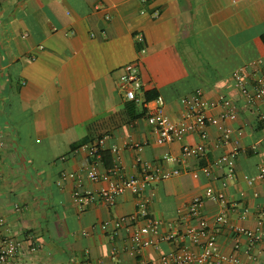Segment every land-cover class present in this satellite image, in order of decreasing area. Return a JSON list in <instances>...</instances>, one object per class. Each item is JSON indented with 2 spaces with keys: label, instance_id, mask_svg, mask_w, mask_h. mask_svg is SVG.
<instances>
[{
  "label": "crops",
  "instance_id": "0c3cea01",
  "mask_svg": "<svg viewBox=\"0 0 264 264\" xmlns=\"http://www.w3.org/2000/svg\"><path fill=\"white\" fill-rule=\"evenodd\" d=\"M137 34L145 40L143 55ZM262 57L264 0H0V239L21 243L6 264H161L182 249L199 253L219 215L228 220L214 233L219 255L264 264V220L258 218L264 178L248 183L264 170V103L248 102L233 87L234 72ZM130 63L139 65L143 93L160 95L174 122L184 115L181 99L193 95L211 105L208 118L218 119L224 101L236 114L206 124L204 139L193 132L159 145L145 118L125 120L118 78ZM116 114L123 115L121 122L94 131ZM225 128L231 131L228 144L222 142ZM102 132L99 181L92 182L85 173L93 158L82 147ZM129 140L142 149L124 147ZM234 142V178L226 179L225 168L206 177L201 167ZM184 145L204 157L167 160L178 159ZM143 166L180 172L145 191L153 194L148 212L161 225L155 244L135 253L124 230L111 236V229L100 228L133 214L135 196L126 192L111 205L80 208L72 200L74 180L66 177L77 175L80 192L96 193L110 181L139 176ZM208 189L221 192L225 204L204 200L199 216L191 218V201ZM202 224L207 227L198 243L159 240ZM235 229L260 231L263 240L250 246Z\"/></svg>",
  "mask_w": 264,
  "mask_h": 264
},
{
  "label": "built area",
  "instance_id": "2783aa9c",
  "mask_svg": "<svg viewBox=\"0 0 264 264\" xmlns=\"http://www.w3.org/2000/svg\"><path fill=\"white\" fill-rule=\"evenodd\" d=\"M151 0H142L147 3ZM159 16L157 11L152 12V17L155 19ZM138 45V54L145 53V40L142 34L135 36ZM118 86L122 92L124 101L135 102L139 107L146 109V121L151 127L152 133L155 136V143L168 144L183 139L185 134L198 132L200 137H206L203 132L206 124L215 125L218 121H226L232 119L236 114V108L229 101H224L221 104L222 111L218 115V119L208 118L206 113L211 108V105L199 95L182 98L180 103L184 109L183 117L177 121H172L164 111V100L161 96L150 102H145L143 98L142 82L140 76L139 65L130 63L121 69V74L118 78ZM234 89L248 102L258 101L264 103V57L249 63L236 70L233 74ZM218 120V121H217ZM231 131L227 128L223 130L222 142L228 144ZM106 138H101L89 145L82 147L90 157L93 158L85 173L86 178L92 182L99 181L98 167L101 164V154ZM124 147L131 150L140 151L141 144L128 141ZM112 153L117 156L118 149L112 147ZM239 153L237 142H234L228 153L221 155L217 159L208 161L201 167L202 173L206 177L212 176V170L218 168L226 169V179L234 178V167L236 158ZM202 159L204 153L196 148H191L184 145L181 149V156L168 157V161L176 163H186L191 158ZM179 170H173L169 173H159L151 171L148 167L143 166L139 176H128L117 181H110L106 187L100 189L96 193L80 192L81 181L75 174H68L66 178L74 180V190L72 200L80 207L85 208L91 204L111 205L115 200L126 192L133 194L136 198L135 212L126 217H120L113 220L110 224L100 225L101 230H112L111 236L117 234V231L124 230L128 236V240L133 245L132 251L139 253L140 251L152 247L155 244L154 236H158V231L161 221L150 216L148 206L153 196L152 193L147 194L145 191L151 186L154 181L166 180L172 176L179 174ZM264 178V170H260L259 175L254 179H249L248 183L252 184L255 180ZM204 200H209L215 203L224 205V195L221 192H215L211 189L206 190L201 197L194 198L190 203V217L196 218L199 216L200 205ZM258 218L264 220V207L258 210ZM3 222L0 219V224ZM218 228L213 233H208V239L205 242L199 253H193L186 249L174 252L162 257L161 264H207L212 259L218 261H228L232 264H240L236 258L225 257L219 255L215 234L219 231V227L228 224L225 215H219L216 218ZM206 225L202 224L201 229L189 226L182 234L169 233L159 236L160 241L178 242L185 238L193 243H198V239L205 233ZM237 235H243L248 240L250 246L255 245L263 240V234L260 231H248L244 229H235ZM235 249H238V240L235 239ZM21 247V243L13 238L0 239V263L6 264L17 256ZM34 252L36 249L31 247ZM139 264H151L146 260H141Z\"/></svg>",
  "mask_w": 264,
  "mask_h": 264
},
{
  "label": "trees",
  "instance_id": "16d2710c",
  "mask_svg": "<svg viewBox=\"0 0 264 264\" xmlns=\"http://www.w3.org/2000/svg\"><path fill=\"white\" fill-rule=\"evenodd\" d=\"M158 96L157 93H150V92H145L143 93V98L145 102H150L151 100L156 99ZM138 105L135 102H125L124 103V117L125 120H127L128 123L135 122L139 119L147 117V111L144 108L138 109ZM123 115L122 114H116L115 116L109 118L108 120L102 121V123H96V125L93 126V129L95 132H98L103 129H108L110 126L113 127L117 123L121 122ZM108 126V127H107ZM104 132L100 134V136L97 137L96 140L101 139L104 137Z\"/></svg>",
  "mask_w": 264,
  "mask_h": 264
}]
</instances>
